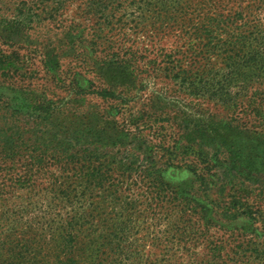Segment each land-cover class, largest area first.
<instances>
[{
    "label": "rangeland",
    "instance_id": "374dc122",
    "mask_svg": "<svg viewBox=\"0 0 264 264\" xmlns=\"http://www.w3.org/2000/svg\"><path fill=\"white\" fill-rule=\"evenodd\" d=\"M0 106V264H264V0H0Z\"/></svg>",
    "mask_w": 264,
    "mask_h": 264
},
{
    "label": "trees",
    "instance_id": "16d2710c",
    "mask_svg": "<svg viewBox=\"0 0 264 264\" xmlns=\"http://www.w3.org/2000/svg\"><path fill=\"white\" fill-rule=\"evenodd\" d=\"M5 86V85H3ZM7 87V86H5ZM8 88V87H7ZM99 96L103 97V98H114L115 95H113L111 93V91L109 90H103L97 92ZM16 114H18L17 110H3L0 106V141L3 140L5 142L8 143V141L10 140H14L16 138H19L21 136V132L23 131V127L20 124V121H17L16 118ZM223 128H225V125L223 126ZM239 127H235V129H232L231 131H234V133L231 134H226L224 135L226 131H221L219 133H217L220 138H223V141H227L226 143H223L227 148L226 150H228L230 153H235L237 155V160L239 163H241V161L243 162V160H247L248 162L246 163V165L242 164L240 165V176H233L235 179H243L244 183L243 185L245 186V190L250 193H254L256 192L257 196H260L264 199V160H262V158H264V149H261L260 146L254 145L256 147H254L253 151H246L244 147V145L242 143H237V141L241 140V138H243L245 135L242 131H240L238 129ZM210 129L207 130V134L203 133V134H198L199 136V140H201L203 137H205L207 140H210V142H214V135H210ZM248 139V137H246ZM206 142H201V144H203L202 146H205ZM190 147L186 148L185 154L188 153ZM203 151V148L201 149ZM201 151V152H202ZM228 152V154L225 153V155L228 157L230 156V153ZM245 155H249V158H246ZM226 157V158H227ZM258 158L260 160H258ZM231 164V169H235L236 166L234 165L233 162H227ZM226 168H229L228 166H226ZM222 174L225 176L227 173L222 172L221 173V177ZM228 175V174H227ZM225 180V179H224ZM218 181L222 184V180L220 181V178H218ZM224 184V183H223ZM220 188V187H219ZM243 192V189L242 191ZM234 193V192H233ZM243 193H238L236 196L240 197L242 196ZM235 199L236 197H233L232 200V209L229 208L227 209V212H229L230 210H233V208H235L236 204L235 203ZM231 202V201H229ZM241 208H243L244 212L247 213V210H250L248 213L249 214H253L256 216L257 212L261 214L260 209L256 208V209H250V208H245L244 204L242 203L240 205ZM251 216V215H249Z\"/></svg>",
    "mask_w": 264,
    "mask_h": 264
}]
</instances>
